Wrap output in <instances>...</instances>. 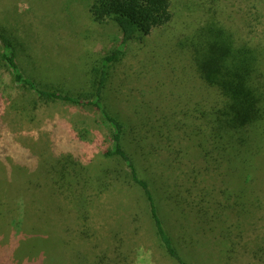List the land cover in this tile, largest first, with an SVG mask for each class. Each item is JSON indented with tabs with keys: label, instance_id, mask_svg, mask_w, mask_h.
Masks as SVG:
<instances>
[{
	"label": "rangeland",
	"instance_id": "rangeland-1",
	"mask_svg": "<svg viewBox=\"0 0 264 264\" xmlns=\"http://www.w3.org/2000/svg\"><path fill=\"white\" fill-rule=\"evenodd\" d=\"M31 1L0 0V10L6 9V3L10 6L9 12L4 11L5 17L10 16L22 34L30 37V53L25 61L62 84H91L93 68L119 46V29L112 23L99 27L91 24L86 17L89 0L54 1L47 13L43 4ZM172 2L176 17L198 12L195 2ZM223 3L225 24L238 29V37L264 48V0ZM45 28L49 29L47 38L42 33ZM172 42L171 35L157 29L127 45L109 70L111 111L128 119L150 115L154 120H164L169 116V124L174 117L175 129L164 128L163 149L157 152L164 160L167 149H175L186 157L185 170L187 163L197 167L192 177L180 169L175 175L197 208L210 211L213 221L204 231L199 218L194 220L192 216H197L199 209L191 205L188 216L176 221L166 205L164 212L172 232L181 236V242L183 237L191 240L189 262L264 264V124L257 130L248 161L236 162L232 169L202 153L209 146L203 130L210 95L200 86L202 81L190 62L176 54ZM21 95L32 99L23 86L17 87L13 96ZM12 104L7 95L0 98V179L8 180L4 185L0 182V197L11 185L19 190L22 186L23 192L17 195L20 203H28L36 191L44 202L30 208L28 214L23 210L24 226L33 223L30 218L36 214L34 219L40 224L59 227L62 240H71L76 251L86 253L88 262L106 255L108 264H177L160 245L148 204L138 187L115 178L108 181L111 183L106 190L89 186L84 210L79 211L67 200L60 205L62 195L53 194L43 177H35L40 153L50 149L80 157L93 170L105 163L102 148L110 145V128L99 114L63 101L39 102L30 114L14 109ZM199 108L205 110V115ZM160 168L164 169L162 165ZM30 180L35 184L33 192ZM187 187L192 190L185 191ZM57 207L63 208L62 221ZM9 220L0 218V264H70L62 249L53 251L51 247L42 249L43 258L25 257V245L17 237L24 231L19 234L10 229L13 222L9 225Z\"/></svg>",
	"mask_w": 264,
	"mask_h": 264
},
{
	"label": "trees",
	"instance_id": "trees-1",
	"mask_svg": "<svg viewBox=\"0 0 264 264\" xmlns=\"http://www.w3.org/2000/svg\"><path fill=\"white\" fill-rule=\"evenodd\" d=\"M37 1L45 6L47 13L53 2L60 0L31 2L38 4ZM194 2L197 3V14L189 11L176 17L172 0H89L88 21L96 27L112 23L119 29L121 38L117 49L105 55L101 63L93 68L92 83L82 87H78V83L62 84L57 78L31 68L25 61L30 53V37L22 34L17 22L14 23L10 16L5 17L4 11L9 12V4L6 3V9L0 10V98L7 95L13 102L12 107L26 114H30L39 102L63 101L99 114L110 128V145L102 148L106 162L96 170L85 165L80 157L57 154L50 149L40 153L35 177H43L44 184L51 188L53 194L62 195V200L58 202L60 205L67 200L79 211L84 210V197H87L85 193L89 186L106 190L111 183L108 181L115 178L138 187L148 204L147 211L160 245L177 264H192L187 256L192 254L193 247L191 240L189 242L183 237L181 242V236L172 232L173 226L164 211L166 205L171 207L170 213L178 221L188 216L191 205L197 208L191 196L184 192L186 186L180 187L179 176L175 175L180 169L192 177L197 167L187 163L185 170L183 158L186 157L175 149L168 148L164 160L163 154L157 152L163 149L164 128L175 129L176 122L172 124L174 117L169 124V116L164 120H154L150 115L128 119L120 113H113L108 98V81L111 65L120 60L130 42L161 29L171 35L174 51L190 62V68L202 81L200 86L210 95L203 130L209 146H203L202 153L215 157L220 166L226 163L228 169H232L236 162L248 161L247 155L255 146L257 130L260 124H264V48L238 37L239 30L225 24L226 6L223 0H188L187 4ZM48 31L47 28L42 31L46 38ZM76 73L77 70L74 71ZM19 86L25 87L32 99L25 95L14 97V90ZM199 110L205 115L203 108ZM161 165L164 169L160 168ZM7 181V177L0 179L3 185ZM29 183L34 187L31 191H35V184L31 180ZM21 187L19 190L11 185V189H4L3 197H0V218L10 219L8 223L11 225L13 222V225L9 228L19 234L24 231V235L17 234V237L20 244L25 245L22 246L25 257L30 260L43 258L42 249L51 247L53 251L62 249L70 264L109 263L106 255L88 262L86 253L76 251L71 240H62L59 227L52 225L51 230L49 223L40 224L34 219L36 214L30 218L33 223L24 226L23 210L28 214L30 208L44 202L36 191L35 197L30 196L28 203L23 205L17 196L23 192ZM191 190L187 187L185 191ZM11 193H14L13 197ZM56 209L62 221L63 208ZM197 209V216H192L194 220L199 218L205 231L213 224L211 213Z\"/></svg>",
	"mask_w": 264,
	"mask_h": 264
}]
</instances>
